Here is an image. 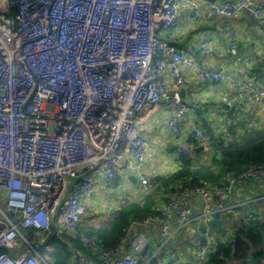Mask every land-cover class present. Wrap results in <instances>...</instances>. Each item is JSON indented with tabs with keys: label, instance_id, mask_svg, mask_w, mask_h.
<instances>
[{
	"label": "built area",
	"instance_id": "built-area-1",
	"mask_svg": "<svg viewBox=\"0 0 264 264\" xmlns=\"http://www.w3.org/2000/svg\"><path fill=\"white\" fill-rule=\"evenodd\" d=\"M0 1V264H51L41 252L56 237L65 243L72 264H204L217 239L208 222L226 209L236 184L264 182V164L230 170L220 183L179 184L167 194L165 207L177 225L193 219L195 253L181 259L177 251L165 262L159 249L148 252L147 227L156 224L167 244L172 221L166 211L132 219L125 238L104 246L79 230L87 202L101 176L116 185L126 167L141 192L151 190L146 168L149 140L141 131L143 112L162 105L174 152L194 161L195 148L209 151L215 137L192 120L178 89L168 90L165 72L178 85L182 72L203 81H226L222 97L224 132L237 129L253 106L264 108V81L252 76L253 54L242 60L239 74L204 65L214 53L199 45V59L187 56L162 33L180 27L179 11L188 19L207 15L250 16L264 26L262 0H2ZM203 2V7L199 4ZM14 10L11 13V10ZM225 37L231 58L238 59L233 28ZM198 196L199 212L186 201ZM250 221L258 219L253 212ZM78 238L81 246L74 239ZM258 264H264L260 259Z\"/></svg>",
	"mask_w": 264,
	"mask_h": 264
},
{
	"label": "crops",
	"instance_id": "crops-1",
	"mask_svg": "<svg viewBox=\"0 0 264 264\" xmlns=\"http://www.w3.org/2000/svg\"><path fill=\"white\" fill-rule=\"evenodd\" d=\"M264 3V0H262ZM203 7V2L199 3ZM189 6H183L179 11L180 27L174 33H162L161 37L177 45L187 56L199 59V45L202 41L207 40L210 46L213 47L214 53L209 54L204 58V65L213 69H222L231 78H235L239 74L242 60L253 54L252 76L257 81H264V30L258 26L256 21L250 16L240 15L236 18H223L215 15H207L205 8L200 17L190 21L188 17ZM226 26L233 28L234 35L238 44V59L231 58L229 48L225 37ZM184 83L178 85L175 78L165 72V77L168 83V90L180 89L184 86V94L182 99L188 106V114L186 120H192L205 128L211 136L215 138L229 139L237 137L242 132L244 124H261L264 122V108L253 106L247 111L245 117L239 120L237 129L232 132H224V125L221 109L223 106L222 97L231 92L228 87V82L224 81H203L199 80L194 71L191 69L182 72ZM167 112L162 105L157 108H151L143 112V121L140 124L141 131L149 140V147L146 154L145 170L152 175L154 185L146 194L157 197L156 210L166 211L172 221V230L168 238V243L161 246L164 238L160 235L157 225L150 224L147 227V235L149 239L148 252L153 253L156 249L164 256L165 262L171 256L170 253L175 250L181 259L192 258L195 249L193 246V237L197 228V222L190 219L184 225L178 226L174 217L173 211L165 207L166 192L164 184L159 183L155 177H167L170 172L176 168V159L178 155L174 152V140L172 135L165 128ZM194 161L199 164H212L214 158L211 152H199L194 155ZM125 168V167H123ZM121 168V169H123ZM131 172L128 178L122 174V179L130 181L138 187L136 181L130 179ZM140 187V186H139ZM140 190V189H139ZM140 191L138 197L144 196ZM164 196V197H160ZM166 197V198H165ZM100 198V197H99ZM126 198V197H125ZM130 198V197H128ZM186 201L189 202L194 210V213L199 212L201 208V200L198 196H186ZM249 212L257 213L264 218V182L255 183L250 179L242 180L236 184L231 199L228 201L226 209L219 214L228 216V222L225 229L221 227H209V236L216 238H227L232 234V231L239 226L245 225L246 216ZM219 219L220 216H218ZM222 220V219H221ZM103 221V220H102ZM101 221V222H102ZM101 222H98L100 224ZM86 226H95L96 224H88ZM136 226L132 228V233L135 232ZM129 238L125 242V247H130ZM247 259V263H249ZM226 264H244L242 261L232 259Z\"/></svg>",
	"mask_w": 264,
	"mask_h": 264
},
{
	"label": "trees",
	"instance_id": "trees-1",
	"mask_svg": "<svg viewBox=\"0 0 264 264\" xmlns=\"http://www.w3.org/2000/svg\"><path fill=\"white\" fill-rule=\"evenodd\" d=\"M11 13L14 12L12 9ZM242 132L229 139L215 138L209 147L214 162L212 164H197L184 155L176 159V168L167 177L156 176L155 179L164 184L166 194L179 184L207 185L220 183L225 174L230 171H242L254 163L264 164V122L261 124H244ZM164 197V196H160ZM167 197V195H166ZM165 197V198H166ZM157 197L146 194L142 197L128 198L119 201L109 216L100 224L86 226L85 221L79 230L95 237L104 246L116 244L121 238L131 240L135 232L125 234L126 228L132 219L144 218L146 215L157 212ZM254 221L246 216L245 225L239 226L232 234L223 238L216 237L217 243L210 248L204 264H226L227 261L236 259L244 264H258L264 259V218ZM210 227V226H209ZM75 243L79 245L76 238ZM50 251L47 256L51 264H72V258L67 245L56 237L48 243ZM159 256H162L159 253ZM249 259V263L245 262Z\"/></svg>",
	"mask_w": 264,
	"mask_h": 264
},
{
	"label": "rangeland",
	"instance_id": "rangeland-1",
	"mask_svg": "<svg viewBox=\"0 0 264 264\" xmlns=\"http://www.w3.org/2000/svg\"><path fill=\"white\" fill-rule=\"evenodd\" d=\"M0 1L4 2L2 0ZM260 28L264 30V27H260ZM122 174H124V176L128 178V175L130 174V169L125 167L123 169L118 170L117 177H116V185L113 188L107 187L105 185L104 179L102 176L97 179V182L92 190L93 194L92 196H90L89 201L87 202V211H86L83 221L86 220L88 224L90 223L98 224V222H101L102 220L106 219L109 216V214L114 209V206L119 201L125 199V197L137 198L139 196L140 194L139 186L132 187V185H135V184H133L129 180L128 181H126V179L123 180L121 178ZM151 184L154 185L153 179H152ZM142 194L145 195V193H142ZM0 205L2 208H4L2 204ZM218 216H220L223 222L222 229H225L227 226L229 217L228 216L226 217L223 214H218ZM78 243L79 245H81V242L79 239H78ZM41 254L44 259L46 257L49 260V262L52 263V261L47 256V254H44L43 252H41Z\"/></svg>",
	"mask_w": 264,
	"mask_h": 264
},
{
	"label": "water",
	"instance_id": "water-1",
	"mask_svg": "<svg viewBox=\"0 0 264 264\" xmlns=\"http://www.w3.org/2000/svg\"><path fill=\"white\" fill-rule=\"evenodd\" d=\"M184 86H181L179 89V94L183 96L184 94ZM202 150L201 146H197L195 148L196 153H199ZM131 180L136 181L135 177L133 175L129 176ZM208 226L213 227H221L222 226V220L218 218L217 214H214L211 218V220H209L208 222Z\"/></svg>",
	"mask_w": 264,
	"mask_h": 264
}]
</instances>
